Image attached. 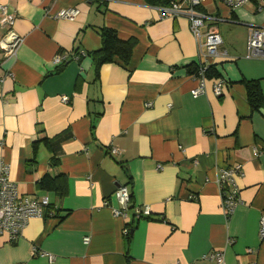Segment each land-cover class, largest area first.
Segmentation results:
<instances>
[{
    "label": "crops",
    "instance_id": "1",
    "mask_svg": "<svg viewBox=\"0 0 264 264\" xmlns=\"http://www.w3.org/2000/svg\"><path fill=\"white\" fill-rule=\"evenodd\" d=\"M0 4L14 15L11 30L20 39L15 56L0 50V160L21 196L49 202L15 243L0 237V264H215L203 258L212 253L224 264H264V105L252 110L244 86L256 81L264 100V59L246 57L249 31L264 28V0L231 11L205 0L196 9L215 19L204 32L215 31L222 42L220 56L208 62L215 76L196 98L188 71L200 59L189 20L163 6ZM73 8L74 20L57 17ZM102 28L134 41L125 66L114 61L95 70L90 53L101 47ZM6 34L0 24V42ZM55 57L64 63L55 65ZM218 81L220 96L213 92ZM233 165L242 175L239 204L228 216L217 179ZM59 174L61 195L38 189L45 175ZM121 187L130 196L127 221L112 214ZM144 208L149 216L135 217Z\"/></svg>",
    "mask_w": 264,
    "mask_h": 264
},
{
    "label": "built area",
    "instance_id": "2",
    "mask_svg": "<svg viewBox=\"0 0 264 264\" xmlns=\"http://www.w3.org/2000/svg\"><path fill=\"white\" fill-rule=\"evenodd\" d=\"M101 1V0H100ZM205 0H168V5L160 8L163 12L171 16H182L189 20L190 30L194 36L198 57L200 63L197 66L195 75H192L196 86L190 94L196 98L205 92V73L209 67V60L220 56L219 48L222 44L221 38L215 31L204 32L206 21L215 20L214 18L197 12V8ZM226 6L230 11L248 4L253 0H213ZM258 1V0H257ZM260 1V0H259ZM78 15L76 9L62 10L57 14L60 19L74 20ZM14 15L7 12L6 6L0 4V24L5 26L7 34L0 42V50L5 56L13 57L20 44V39L12 32L14 24ZM225 55V52H223ZM246 57L250 59H264V28H252L247 36ZM55 65H62L64 57H55ZM223 81H218L213 86V92L216 96L221 95ZM63 102L65 99L62 100ZM146 106H149L147 104ZM115 151H113L114 153ZM258 154V153H256ZM242 175L241 165H233L221 169L218 175L217 184L220 188L221 207L225 215H231L239 204L238 188L236 178ZM115 197L119 208L112 211L114 217H120L127 221V212L129 210L130 196L126 188H117ZM49 205L48 198L32 199L27 196H21L16 185L9 179V166L0 160V237L6 236L8 243L13 244L20 237V234L28 221L32 218L43 217ZM147 217L149 211L147 208L136 210L135 217ZM127 234V228L124 229ZM258 236L264 238V215L260 219ZM88 239H85V243ZM35 252V251H34ZM41 257H46L48 261H53L54 257L40 253ZM215 264H224L221 253H212L205 257Z\"/></svg>",
    "mask_w": 264,
    "mask_h": 264
},
{
    "label": "trees",
    "instance_id": "3",
    "mask_svg": "<svg viewBox=\"0 0 264 264\" xmlns=\"http://www.w3.org/2000/svg\"><path fill=\"white\" fill-rule=\"evenodd\" d=\"M151 5L155 6H166L168 5V0H149ZM200 7H198L199 9ZM100 38H101V47L99 50L90 53L92 60L95 64V70L98 69L102 64L110 63V62H118L121 65L125 66L131 57L132 48L134 46V41L127 40L123 41L118 38L116 32L109 28H102L100 30ZM197 71V67L189 68L190 75H195ZM97 74V73H96ZM215 76V73L212 71L211 65H209L205 77L210 78ZM244 86L246 89L247 101L252 110L258 109L260 106L264 105V100L262 98L259 85L256 81L252 82H244ZM42 142V141H41ZM40 142H35L33 144V150L39 145ZM43 143L47 145L50 152H54L55 145H49L48 140H43ZM49 145V146H48ZM57 163V159H52V166H55ZM64 176L57 175L54 178H51L48 175H45L37 184L38 189L53 191L61 195L64 185ZM49 210V205L45 213ZM44 213V214H45ZM130 234V233H129ZM129 235H126V238Z\"/></svg>",
    "mask_w": 264,
    "mask_h": 264
},
{
    "label": "rangeland",
    "instance_id": "4",
    "mask_svg": "<svg viewBox=\"0 0 264 264\" xmlns=\"http://www.w3.org/2000/svg\"><path fill=\"white\" fill-rule=\"evenodd\" d=\"M210 7H211V5H210ZM233 36L235 37L236 41L237 40H239V41L241 40V34H240V32H236V33L233 32Z\"/></svg>",
    "mask_w": 264,
    "mask_h": 264
}]
</instances>
